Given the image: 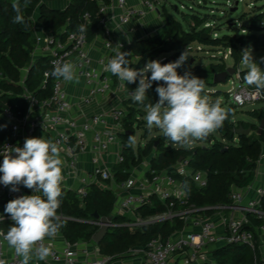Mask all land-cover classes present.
<instances>
[{
  "label": "built area",
  "instance_id": "built-area-1",
  "mask_svg": "<svg viewBox=\"0 0 264 264\" xmlns=\"http://www.w3.org/2000/svg\"><path fill=\"white\" fill-rule=\"evenodd\" d=\"M169 1L144 0L142 9H135L129 6V0H110V4L105 0H90L96 4L99 16L92 40L89 39L88 32L84 35L79 31L65 35L64 28L56 34L42 31L40 35L35 36V49L31 54L32 65L37 60H48L49 70L44 73L41 87L45 89L48 82H51L52 94L46 99L37 98L26 87L30 68L21 71L19 85L22 88L21 99L25 103V108L23 110V107L16 104L15 109L7 108L2 113L1 120L10 129L11 136L2 143L0 155L10 152L13 147H23L25 138L50 139L57 142L60 158L64 159L69 167V171L63 174L62 188H71L67 182L71 178H76L79 187L75 193L84 200L90 186L116 183L118 191L112 216L127 219L124 226L141 228L161 221L179 219L185 223L184 230L174 234L167 241H152L146 246L132 249L127 257L121 259L102 255L93 240L71 243L64 237H60L62 241H57V235L44 241L52 254L45 261H32L30 264H215L209 248L220 242L221 247L245 245L255 251V234L249 229L252 226L250 216L262 222L256 228V233L261 239L260 249L264 245L262 206L264 188L253 189L249 186L233 190L230 194L231 204L215 208L219 214L217 218L203 217L193 215L200 211L192 207L183 209L187 200L184 179H192L200 189L208 186L207 176L193 170L188 161L180 162L173 170L160 172L153 169L150 164L142 172L136 169L126 170L124 174L128 173L129 177L121 183L116 180L111 168L106 164V156L111 153L116 155L117 164L125 162L123 156L125 144L121 135L126 132L124 124L127 114L121 106L134 102L128 95L131 90L128 89L127 83L105 71V66L114 56L113 49L118 43L123 45L121 51L125 52L131 46L125 39L123 28L148 15L162 17ZM244 1L236 0V3ZM112 9L119 10L120 14H111ZM175 9L178 10V7ZM35 24L36 20L32 31L37 29ZM83 24L90 30L92 27L90 13L84 14ZM205 28H214V24H205ZM97 33L103 37L100 43L95 41ZM214 37L217 38L218 35L214 34ZM199 50L201 51V48ZM231 53V50L225 51V58L231 57ZM159 60L162 64L168 61L165 57ZM56 61L72 62L75 65L76 74L84 85L82 93L76 98H72L69 92L72 83L51 76ZM136 62L138 58L135 59ZM228 82L232 85L229 96L237 107L242 108L264 101V92H257L254 86H249L240 72ZM115 98L119 104L109 105ZM85 155L91 156L92 170L80 175L77 167L81 157ZM2 160L3 156H0V163ZM10 189L11 186L5 187L0 184V200L6 198L10 201L30 193L23 185L19 186L18 192ZM155 202H158L164 211L148 218L142 217L141 209L153 208ZM228 212L231 214L227 215ZM235 214L241 218H237ZM2 215L0 210V217ZM58 216L60 221L64 222H83L63 215ZM6 221H11L9 216L4 215L3 219L0 218V224ZM89 223L98 229L102 226L100 220ZM114 227L119 225L114 222L110 228ZM0 231L4 232L1 229ZM0 259L5 260L6 264H20L21 259L15 256L14 250L2 237ZM254 264H257L256 261Z\"/></svg>",
  "mask_w": 264,
  "mask_h": 264
},
{
  "label": "trees",
  "instance_id": "trees-1",
  "mask_svg": "<svg viewBox=\"0 0 264 264\" xmlns=\"http://www.w3.org/2000/svg\"><path fill=\"white\" fill-rule=\"evenodd\" d=\"M42 1L30 0L28 6L24 8V0H19L25 20L24 24H20L13 23V17L16 15L12 7L14 1L0 0V73L2 74L0 77V147L11 136L10 129L1 120L2 113L7 108L15 109L16 104L23 107V110L25 108V103L21 99L22 88L19 85L21 71L30 68L26 87L37 98L46 99L52 94L51 82H48L45 89L41 87L44 73L49 70L48 60H37L32 65L31 54L35 49V42L32 38L35 12L38 11V20L46 32L56 34L64 28L65 35L77 32V26L83 24L84 14L88 12L92 19V27L88 31V35L90 40L94 38L93 30H96L99 20L96 4L91 3L90 0H72L69 8L62 12L49 8ZM105 2L110 4V0H105ZM190 17L196 19V22L192 20L194 23L190 25L189 32H185L178 22L166 18L160 33L148 40L132 43L126 51L130 52L128 56L130 66L137 69L142 68L147 61L155 60V57L164 53H170L171 57L168 61L174 62L187 49L189 54V59L185 64L188 67L187 70L204 79L206 87H213L215 85L213 76L227 70L224 65V58H218V64H212L208 68L203 65H196V57L192 56V45L195 42L210 47L211 51L220 49V52H225L231 50L236 74L240 72L242 76L245 75V72L239 70L242 62L241 50L245 47H251L253 51L264 49V25H259V19L249 21L248 25L244 26L246 20L242 18L240 29L243 35L240 37L225 36L221 38L218 36L215 38L208 32L213 28L201 29L207 19ZM244 31L245 33H243ZM136 58H138V62L135 63ZM156 86L157 84L154 82L152 89L148 90L149 101L146 100L145 104L150 101L152 103L158 101L159 97L155 92ZM127 87L132 91L135 89L136 83L127 84ZM205 91L209 96L220 94L219 91L212 92L213 90L210 89H205ZM226 95L230 97L229 93ZM134 104L138 107L143 106ZM136 113L135 107L130 108L125 118L126 133L123 135L125 162L116 166L119 170V174L115 176L118 182L121 183L128 179L129 174H124V171H128L130 165L135 166L144 158H151V166L158 172L173 170L180 162L188 161L193 170L207 176L208 186L200 189L192 179H184L187 200L183 209L192 207L200 211L193 215L211 217L217 212L215 208L231 204L230 194L233 190L245 189L255 181L256 170L264 148V129L259 134V129L264 122V110L262 112L255 110L249 113L254 120L252 123L235 120L232 110V116L224 122L221 129L212 133L205 141H198L207 144L208 147L187 148L180 144H174L161 136L153 137L147 142L144 149H137V153L133 147L127 146L128 136L134 135L132 118L136 116ZM240 126L245 130L252 128V132L248 136L239 137L235 135L234 130ZM216 135L220 138L217 139ZM144 136L147 138L148 134L146 133ZM136 154L139 160H137ZM62 192V204L57 215L83 222L60 221L63 227L59 233L71 243L91 242L99 229L89 222L96 220L93 217L95 213L99 214L101 218L112 216L116 201L114 192L98 185H92L88 188V194L84 200H81L73 191L62 190ZM7 202L9 201L6 198L0 200V210L3 215H6L4 214V207ZM262 206L264 210V196ZM178 207L182 208L181 206ZM163 211L162 206L155 202L153 208L141 209L140 215L148 218ZM249 219L252 225L249 229L255 234V251L253 252L245 245H225L212 251L216 264H254L255 261L257 264H264V256L260 250L261 239L256 233V228L262 222L254 216H250ZM120 221L126 223L127 219L115 217V224L119 225ZM11 224V221L2 222L0 229L6 233ZM184 228L185 223L179 219L161 221L141 228H133L123 224L119 227L110 228L98 248L104 256L121 259L127 257L132 249L146 246L152 241H167L174 234L182 232Z\"/></svg>",
  "mask_w": 264,
  "mask_h": 264
},
{
  "label": "clouds",
  "instance_id": "clouds-1",
  "mask_svg": "<svg viewBox=\"0 0 264 264\" xmlns=\"http://www.w3.org/2000/svg\"><path fill=\"white\" fill-rule=\"evenodd\" d=\"M29 3L30 0H24L23 7L26 8ZM12 7L16 13L13 23L24 24L19 0H14ZM77 28L81 35L89 31L85 24ZM122 47L118 43L113 49L114 56L109 59L105 71L127 84L136 83L135 89L128 95L134 103L144 106L149 132L155 127L165 139L190 147L197 141H205L232 116L231 108L222 107L219 100H210L204 79L193 75L190 70H185L183 75L178 73L177 70L184 67L189 59L187 49L174 62L162 64L159 59L149 60L144 67L137 69L130 66V52L121 51ZM240 56L247 66L244 81L254 86L257 92H264V70L259 66L264 63V57L257 62L251 47L243 48ZM50 74L65 82L79 83L72 62H54ZM154 82L159 99L155 103L150 101L145 104L146 100L149 101L147 92ZM135 145V136H128L127 146L134 148ZM0 156H3L0 184L11 186L13 192H18L20 185L33 192L32 195H22L7 202L4 214L10 217L12 224L6 233L0 231V237L14 250L15 256L21 258L20 264L45 261L52 254L50 247L44 243L45 239L55 238L63 227L57 215L62 204L61 185L64 179L58 144L43 137H29L25 138L23 147H13L10 152ZM0 218L3 219L4 215ZM0 264H6V261L0 259Z\"/></svg>",
  "mask_w": 264,
  "mask_h": 264
},
{
  "label": "rangeland",
  "instance_id": "rangeland-1",
  "mask_svg": "<svg viewBox=\"0 0 264 264\" xmlns=\"http://www.w3.org/2000/svg\"><path fill=\"white\" fill-rule=\"evenodd\" d=\"M202 1L204 0H170L167 3L166 8L164 9L163 18H168L170 20L178 22L185 32L190 31V25L194 23L192 22V20L196 22V19L191 18L190 16H193L195 18L199 17L202 19H207L204 22L205 24H214L213 30H208V32H210L213 37L214 34H217L221 38L225 36H242V30L240 29V20L242 18H244L248 23L249 21L259 19V25H264V0H245L240 4L236 3V0H205V2ZM175 7H178V10H176ZM205 24L202 25L201 29L205 28ZM192 47V56L196 57V65H203L208 68L212 64H218V58L223 57L226 69H235L234 60L231 57L225 58L224 52L223 54L220 53V49H218L217 51H211L210 47H205L199 42H195ZM199 48H201V51L199 50ZM253 56L254 59L259 62L261 57H264V49H261L259 51H253ZM161 57H165L170 60L171 55L170 53H164L162 55H159V57H155V59H159ZM259 66L262 70H264V63H260ZM187 69L188 67L185 65L177 71L179 74L182 75ZM239 70L246 73L247 66L241 62ZM231 88L232 85L229 82H227L226 84L214 85L213 87H206V89L213 90L212 92H220V94L217 96H209L210 100H219L221 101L222 107L231 108L234 112L235 120L249 123L254 122V120L250 117L249 113L255 110H260L262 112L264 110V101L256 104L247 105L242 108L237 107L232 101V99L226 95L227 93H229ZM124 106L128 111L130 110V108L133 107H135V109L137 110L136 116L132 118V122L134 123L133 132L136 138V145L134 147L135 149H144L147 145V142L150 141L153 137L163 136L162 132L155 127H153L151 132L147 130L145 120L146 110L143 106L138 107L134 103H125ZM140 110L141 112H143H139ZM146 133L148 134L147 138L144 136ZM216 137L217 139L220 138L218 135H216ZM190 147H208V145L205 143H199L197 141ZM111 184L112 182L108 183V185ZM123 224L124 222L120 221L119 225ZM221 244L222 242L209 248L210 255L212 254V251ZM260 250L264 256V245Z\"/></svg>",
  "mask_w": 264,
  "mask_h": 264
},
{
  "label": "crops",
  "instance_id": "crops-1",
  "mask_svg": "<svg viewBox=\"0 0 264 264\" xmlns=\"http://www.w3.org/2000/svg\"><path fill=\"white\" fill-rule=\"evenodd\" d=\"M12 1H14V0H12ZM143 1L144 0H129V6L135 8V9H142V7H143L142 2ZM71 2H72V0H56V1H51V2H47L45 0L42 1V3H45L49 8H51L53 10L62 11V12L66 11L69 8V6L71 5ZM110 13L117 15V14H120V11L117 9L116 10L112 9L110 11ZM35 18H37V19H35ZM35 20H36L35 25H36L37 29H36V31H32L33 40H34L35 36L40 35L42 31H45V30H43L44 28H43L42 24L38 20V11H36L34 14V21ZM165 22H166V20H165V18H163V16L158 17V16H154V15H148L145 18H142L138 21H135L131 25L123 28V32L126 34L125 39H127L131 44L134 42L148 40V39L154 37L155 35H157L158 33H160L162 31L163 26L165 25ZM102 38H103L102 35L100 33H97L95 41L97 43H100L102 41ZM21 78H22V73H21ZM83 89H84L83 82L81 80H79L78 84L72 83L70 85L69 92H70L72 98H76L78 95H80L82 93ZM118 104H119V102L115 98V99L111 100V104H109V105H118ZM121 107H123V110H125V112L127 114L128 110L126 109L124 104ZM127 135H129V134H127ZM121 137L124 141L123 135H121ZM134 150L137 153V149L134 148ZM124 151H125V149L123 150V156L125 157ZM136 157H137V160H139L137 154H136ZM62 161H63L62 173L65 174L66 172L69 171V167H68V164L66 163V161L64 159H62ZM106 162H107L106 164H108L109 167L111 168L114 175L115 176L118 175L119 170H118V167H116L118 165L116 163V155L114 153H111L108 156H106ZM148 164L151 165V158H144L143 160L138 162L137 165H135V166L130 165L129 170L136 169V170H138V172H142ZM77 168L79 170L78 173L80 175H84L86 173H89L92 170L91 156L85 155V156L81 157ZM129 173H130V171H129ZM67 185L71 188H62V190L75 192L79 187V182L76 178H71L67 182ZM98 186H100L103 189H109V190L113 191L115 196H116V193L118 191L116 183H112L111 185H108V183L107 184L102 183V184H99ZM251 186L253 187V189L264 188V148H263L261 159L258 163V167L256 170L255 181L253 182V184ZM63 187H65V186H63ZM32 194H33V192H32V190H30L29 195H32ZM34 194L41 195L40 193H34ZM250 194L253 195V192H251ZM230 214L231 213H229V212L227 213V215H230ZM218 215L219 214L215 213L212 216L217 218ZM235 215L237 218H241L240 215H238V214H235ZM60 237L63 238V236L60 233H58L56 240L62 241V239ZM220 247L221 246H217V248H220ZM217 248H215V249H217ZM211 258L213 259L214 263L216 264V261H215L212 254H211Z\"/></svg>",
  "mask_w": 264,
  "mask_h": 264
},
{
  "label": "water",
  "instance_id": "water-1",
  "mask_svg": "<svg viewBox=\"0 0 264 264\" xmlns=\"http://www.w3.org/2000/svg\"><path fill=\"white\" fill-rule=\"evenodd\" d=\"M248 22L244 23V26H247ZM204 37H209V36H204ZM170 61H168L167 63H169ZM166 64V63H165ZM236 74V69L234 68H228L225 72L223 73H219L216 74L214 76V84L218 85V84H226L232 77H234ZM264 129V122L262 124V126L259 129V134L262 133ZM252 132V128H248V129H244L242 126H240L239 128L234 130V134L237 136H248L250 133ZM133 135V134H130ZM27 193L28 190L26 191ZM96 220H100L101 221V228L97 231V233L95 234V236L93 237V242L97 245H99L107 236L110 227L114 224L115 222V217L114 216H110L107 218H101L99 216V214L95 213L93 216Z\"/></svg>",
  "mask_w": 264,
  "mask_h": 264
}]
</instances>
